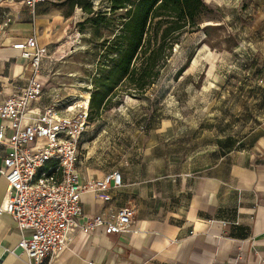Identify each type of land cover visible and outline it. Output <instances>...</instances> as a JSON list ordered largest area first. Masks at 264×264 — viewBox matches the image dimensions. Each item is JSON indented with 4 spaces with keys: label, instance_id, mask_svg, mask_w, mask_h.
<instances>
[{
    "label": "rangeland",
    "instance_id": "1",
    "mask_svg": "<svg viewBox=\"0 0 264 264\" xmlns=\"http://www.w3.org/2000/svg\"><path fill=\"white\" fill-rule=\"evenodd\" d=\"M203 1L199 28L172 46L155 82L131 95L118 85L112 106L90 116L79 139L83 167L151 183L244 148L264 123V0ZM124 11L113 13L109 0H61L23 14L47 49L42 100L77 109L115 56Z\"/></svg>",
    "mask_w": 264,
    "mask_h": 264
},
{
    "label": "crops",
    "instance_id": "2",
    "mask_svg": "<svg viewBox=\"0 0 264 264\" xmlns=\"http://www.w3.org/2000/svg\"><path fill=\"white\" fill-rule=\"evenodd\" d=\"M50 3L37 4L33 12ZM25 12L33 13L24 0H0V15L4 14L0 21V102L19 92L31 76L27 59L12 47L31 37L32 27L22 20ZM7 17L10 21L3 26ZM52 98L44 101L41 95L27 117L59 102ZM8 124L0 119L5 137L12 134ZM221 150L188 173L169 174L151 183L127 180L115 169L122 175V185L103 190L107 199L92 191L82 193V212L84 217L108 216L122 206L132 207L129 228L107 234L100 225L86 233L77 219L66 232L65 246L48 264H264L260 263L264 259V123L244 148ZM3 155L0 144V165ZM81 158L80 150L76 170L83 180L111 171L92 172L82 166ZM8 192L7 181L0 175V203ZM21 237L12 217L0 213V264H27L24 254L12 251Z\"/></svg>",
    "mask_w": 264,
    "mask_h": 264
},
{
    "label": "built area",
    "instance_id": "3",
    "mask_svg": "<svg viewBox=\"0 0 264 264\" xmlns=\"http://www.w3.org/2000/svg\"><path fill=\"white\" fill-rule=\"evenodd\" d=\"M45 1L56 0H24V5L32 13L37 4ZM9 21V17L5 18L3 26ZM12 47L27 59L31 76L19 92L0 102V119L8 121L12 131L10 137H5L4 126L0 125V144L4 146L0 175L9 189L0 203V213L9 214L22 234L12 251L24 254L27 264H48L65 246L66 232L77 219H81L79 226L86 233L104 225L107 234H116L129 228L134 209L122 206L108 216H83L82 193L92 191L107 199L103 190L122 185L118 170L92 180L81 179L76 170L79 139L89 120V94L77 109L55 103L43 106L34 117H27L31 104L43 92V85L36 77L47 49L37 46L31 37ZM25 119L29 122L24 123Z\"/></svg>",
    "mask_w": 264,
    "mask_h": 264
},
{
    "label": "trees",
    "instance_id": "4",
    "mask_svg": "<svg viewBox=\"0 0 264 264\" xmlns=\"http://www.w3.org/2000/svg\"><path fill=\"white\" fill-rule=\"evenodd\" d=\"M77 2V0H71ZM114 13L125 10L116 35L115 54L108 68L94 80L89 94L88 116L98 117L112 106L118 85L126 94L143 93L159 75L180 38L199 28V17L206 11L203 0H109ZM90 13L89 5L81 4ZM97 24V19H93ZM100 22V21H99Z\"/></svg>",
    "mask_w": 264,
    "mask_h": 264
},
{
    "label": "bare ground",
    "instance_id": "5",
    "mask_svg": "<svg viewBox=\"0 0 264 264\" xmlns=\"http://www.w3.org/2000/svg\"><path fill=\"white\" fill-rule=\"evenodd\" d=\"M78 39V38H77ZM76 41H79V40H76Z\"/></svg>",
    "mask_w": 264,
    "mask_h": 264
}]
</instances>
